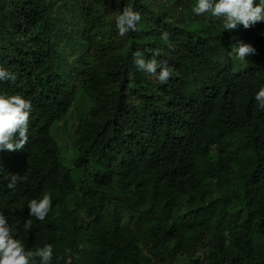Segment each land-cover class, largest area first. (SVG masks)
<instances>
[{"label": "trees", "instance_id": "obj_1", "mask_svg": "<svg viewBox=\"0 0 264 264\" xmlns=\"http://www.w3.org/2000/svg\"><path fill=\"white\" fill-rule=\"evenodd\" d=\"M194 3L0 0V67L16 76L0 93L32 102L28 143L0 150V211L29 249L54 246L52 264H264V22L241 25L255 54L238 72L232 33ZM129 5L142 20L120 37ZM137 51L167 61V82ZM69 113L63 154L52 129Z\"/></svg>", "mask_w": 264, "mask_h": 264}, {"label": "clouds", "instance_id": "obj_2", "mask_svg": "<svg viewBox=\"0 0 264 264\" xmlns=\"http://www.w3.org/2000/svg\"><path fill=\"white\" fill-rule=\"evenodd\" d=\"M192 12L197 16H210L222 22L224 31L236 30L238 26L249 29L257 23L264 22V0H195ZM142 20L139 11L129 5L115 17V28L120 37H125L130 32L138 31ZM164 40L168 34L164 33ZM237 61H246L245 57L255 54V49L245 43L234 45L232 52ZM146 59L144 54L137 51L133 53L132 62L138 70L156 76L165 83L172 76L174 69L167 61H158L155 56ZM159 69V71H157ZM16 76L7 69L0 67V84L5 81H14ZM254 100L259 109L264 110V86H261L254 95ZM32 113V102L20 94L8 95L0 93V150L19 152L28 143V121ZM53 130V129H52ZM13 181L16 177L13 176ZM14 188V183L7 185ZM28 219L23 221L22 231L27 234L31 231L33 219L44 221L52 208V197L43 194L42 198H32L27 202ZM18 226L9 223L8 217L0 211V264H52L54 246L44 244L35 250L28 248L26 241L17 233Z\"/></svg>", "mask_w": 264, "mask_h": 264}, {"label": "rangeland", "instance_id": "obj_3", "mask_svg": "<svg viewBox=\"0 0 264 264\" xmlns=\"http://www.w3.org/2000/svg\"><path fill=\"white\" fill-rule=\"evenodd\" d=\"M230 32L232 33L237 43H245L243 30L241 26H238L236 30H232ZM234 66L236 68V71L238 72L244 69V64L241 63V61L234 60ZM74 124H75V114L69 113L66 116V118L60 123H58V125L55 126V128H53L52 130V135L58 142L59 146L61 147V151L63 154H67L70 151L69 139L73 132ZM158 264H163V263L161 262Z\"/></svg>", "mask_w": 264, "mask_h": 264}]
</instances>
